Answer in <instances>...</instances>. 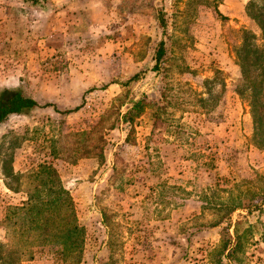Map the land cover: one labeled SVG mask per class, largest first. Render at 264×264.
<instances>
[{"label":"rangeland","instance_id":"1","mask_svg":"<svg viewBox=\"0 0 264 264\" xmlns=\"http://www.w3.org/2000/svg\"><path fill=\"white\" fill-rule=\"evenodd\" d=\"M250 1L0 0V90L51 105L0 123V243L46 162L85 230L80 264H207L230 219L247 231L242 264H264V143L237 93L243 30L264 50ZM137 99L129 131L118 120ZM95 126L102 156L74 161ZM21 264H62L59 248Z\"/></svg>","mask_w":264,"mask_h":264},{"label":"trees","instance_id":"2","mask_svg":"<svg viewBox=\"0 0 264 264\" xmlns=\"http://www.w3.org/2000/svg\"><path fill=\"white\" fill-rule=\"evenodd\" d=\"M22 1L31 6L40 5V0ZM246 11L264 36V0L248 2ZM159 25L164 30L165 20L162 15L159 16ZM242 39L243 42L236 52L242 76L237 93L249 107L255 130L254 138H257L254 141L257 140L256 146L260 148L264 143V50L256 44L255 36L245 30ZM163 52L164 42L161 41L155 54V68L158 67ZM137 78L135 75L125 84ZM50 106L40 105L20 88H3L0 90V123L11 115H22ZM146 106L147 103L142 99L131 100L130 106L124 114H120L118 121L132 131L136 118L144 113ZM73 111L75 109L64 113ZM95 135L96 126L89 131L76 133L69 157L74 161L101 157L102 146H99V142L103 141L102 136ZM53 150V155L59 154ZM28 177L31 186L26 193V200L20 205L9 207L2 220L8 240L0 243V264H21L23 261L32 260L33 250L39 244L59 248L62 264H80L84 252L85 230L78 223L73 199L63 187L56 169L50 163L43 162L33 168ZM238 208L249 211V208L239 205L232 212ZM231 225L230 219L219 244L207 253V264H242L247 231L240 233L239 222H235L232 234H229Z\"/></svg>","mask_w":264,"mask_h":264}]
</instances>
